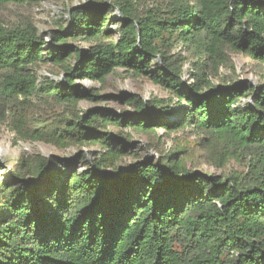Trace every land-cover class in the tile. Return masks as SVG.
Listing matches in <instances>:
<instances>
[{
  "label": "trees",
  "instance_id": "16d2710c",
  "mask_svg": "<svg viewBox=\"0 0 264 264\" xmlns=\"http://www.w3.org/2000/svg\"><path fill=\"white\" fill-rule=\"evenodd\" d=\"M72 9L49 42L31 24L0 20V120L24 142L100 149L92 163L78 152L81 171L54 157H21L0 180V264H264V86L210 80L221 67L233 70L234 55L264 67V0H161L145 15L135 0ZM179 47L196 59L189 84L184 61L172 60ZM48 62L63 82L23 74ZM119 71L148 79L179 108L131 97L132 112L119 115L89 109L47 121L37 114L50 101H101L73 84L103 83ZM110 126L183 135L168 154L119 169L129 141L112 137ZM187 127L201 138L191 151L179 143ZM208 138L220 146L218 159L197 148ZM198 162L241 170L208 175Z\"/></svg>",
  "mask_w": 264,
  "mask_h": 264
},
{
  "label": "rangeland",
  "instance_id": "374dc122",
  "mask_svg": "<svg viewBox=\"0 0 264 264\" xmlns=\"http://www.w3.org/2000/svg\"><path fill=\"white\" fill-rule=\"evenodd\" d=\"M114 0H45L39 5H0V20L5 25L20 24L25 26L27 24L33 25L37 30L39 37L46 39L49 38V33L58 30V27H67L68 12L73 7H88L93 4H110ZM139 12L143 15L150 12L157 6L161 5V0H135ZM118 12L114 13L108 27L112 30L117 29V22L121 20ZM58 24V25H57ZM47 41V40H45ZM68 45L80 46L81 49L86 48V44H77L75 42H67ZM184 61V82L188 84L187 76L192 64L196 59L186 51L184 48H176L172 52V60L180 59ZM66 65L73 66L74 60L70 59ZM233 70L230 68L221 67L217 75H212L210 80L214 85L221 84L222 81H229L231 79H238L240 82H246L252 87L264 86V67L258 65L248 59L239 55L232 56ZM23 74L35 75L39 81L42 78L48 77L52 82H63V73L56 69L52 62L47 64L32 65L27 68ZM74 87L81 88L84 92H92L101 101L88 102L80 101L74 105H58L53 102L42 104L37 110V114L45 117L47 121H55L60 118L58 113H82L89 109H103L109 110L116 115L122 112H132L131 106L126 104L131 97H136L146 103H152L154 100H159L165 105H169L174 110H177L179 105L175 100H172L169 94L153 85L148 79L132 78L122 74L120 71L117 75L109 76L103 83H92L90 81H76ZM120 97V99H118ZM49 105V106H48ZM62 120V119H61ZM108 131L112 137L117 134L125 137L129 141L128 146L130 149L129 156L124 158L118 164L119 169H124L130 164L140 160H145L150 157L151 160L158 159V154H168L172 148L173 138L182 136L181 132L168 134L164 130L159 129L156 132L149 134H141L129 129L122 132L119 128L110 126ZM186 136L180 141V147H186L188 151L193 149L192 143L199 142L201 138L193 134L192 128L185 129ZM152 147V148H149ZM208 149L213 156L218 159L220 155V146L213 139L208 138L201 146ZM156 149V151H155ZM99 147H67L59 149L54 146L34 141H21L16 134L10 131L9 127L0 120V180L8 178L11 169L21 157L32 158L34 156H42L45 158L54 157L64 163L63 167L71 170L81 171L82 162L78 160V152L87 155L90 163L94 160V155L99 151ZM199 163V162H198ZM62 167V168H63ZM196 169L211 175H227L231 170L234 172L241 170V166L230 164L224 170L216 169L214 166H209L205 163L196 165Z\"/></svg>",
  "mask_w": 264,
  "mask_h": 264
},
{
  "label": "built area",
  "instance_id": "2783aa9c",
  "mask_svg": "<svg viewBox=\"0 0 264 264\" xmlns=\"http://www.w3.org/2000/svg\"><path fill=\"white\" fill-rule=\"evenodd\" d=\"M45 40H47L46 42H49V39H46L45 38ZM191 76H192V71H190L189 74H188V76H187L188 84L192 82ZM243 103H246V101L243 100Z\"/></svg>",
  "mask_w": 264,
  "mask_h": 264
},
{
  "label": "water",
  "instance_id": "95a60500",
  "mask_svg": "<svg viewBox=\"0 0 264 264\" xmlns=\"http://www.w3.org/2000/svg\"><path fill=\"white\" fill-rule=\"evenodd\" d=\"M74 8V7H73ZM73 9L71 8L70 10H69V12H68V14L72 11ZM119 13V12H118Z\"/></svg>",
  "mask_w": 264,
  "mask_h": 264
}]
</instances>
